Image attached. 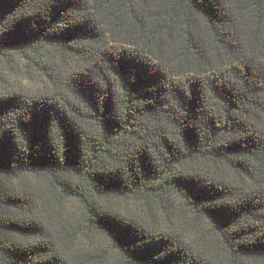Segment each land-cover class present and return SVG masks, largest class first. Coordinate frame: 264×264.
Listing matches in <instances>:
<instances>
[{
	"label": "trees",
	"instance_id": "1",
	"mask_svg": "<svg viewBox=\"0 0 264 264\" xmlns=\"http://www.w3.org/2000/svg\"><path fill=\"white\" fill-rule=\"evenodd\" d=\"M0 264H264V0H0Z\"/></svg>",
	"mask_w": 264,
	"mask_h": 264
},
{
	"label": "rangeland",
	"instance_id": "2",
	"mask_svg": "<svg viewBox=\"0 0 264 264\" xmlns=\"http://www.w3.org/2000/svg\"><path fill=\"white\" fill-rule=\"evenodd\" d=\"M31 180H34V179H31ZM34 181L39 182V181H37V180H34Z\"/></svg>",
	"mask_w": 264,
	"mask_h": 264
}]
</instances>
